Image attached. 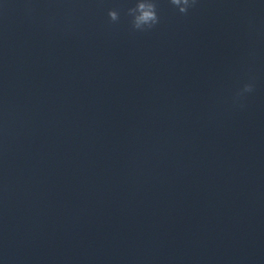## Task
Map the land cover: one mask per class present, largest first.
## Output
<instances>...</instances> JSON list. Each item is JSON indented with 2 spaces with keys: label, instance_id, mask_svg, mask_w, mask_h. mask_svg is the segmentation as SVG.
Listing matches in <instances>:
<instances>
[{
  "label": "water",
  "instance_id": "obj_1",
  "mask_svg": "<svg viewBox=\"0 0 264 264\" xmlns=\"http://www.w3.org/2000/svg\"><path fill=\"white\" fill-rule=\"evenodd\" d=\"M135 2L0 0V264H264V0Z\"/></svg>",
  "mask_w": 264,
  "mask_h": 264
},
{
  "label": "clouds",
  "instance_id": "obj_2",
  "mask_svg": "<svg viewBox=\"0 0 264 264\" xmlns=\"http://www.w3.org/2000/svg\"><path fill=\"white\" fill-rule=\"evenodd\" d=\"M197 0H169L181 14H187L188 10L195 6ZM126 15L130 17V26L133 31H151L160 22L156 0H136L134 6L127 8ZM109 21L116 23L120 19L118 9H109L107 12ZM253 90L251 83H245L237 93L236 98H242L244 93Z\"/></svg>",
  "mask_w": 264,
  "mask_h": 264
}]
</instances>
